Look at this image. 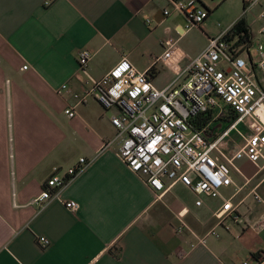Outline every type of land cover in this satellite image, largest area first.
<instances>
[{"label": "crops", "instance_id": "0c3cea01", "mask_svg": "<svg viewBox=\"0 0 264 264\" xmlns=\"http://www.w3.org/2000/svg\"><path fill=\"white\" fill-rule=\"evenodd\" d=\"M243 1L196 0L208 17L186 30L182 13L163 16L167 0H0V264H240L264 248V227L252 225L264 214V159L258 166L236 160L248 178L235 196L247 222L226 231L210 214L218 199L204 197L196 207L177 184L158 196L117 158V141L102 148L116 132L109 112L93 97L79 104L74 97L83 95L84 80L100 79L121 58L148 70L154 86L166 85L173 74L154 60L169 49L193 58L242 14L252 34L258 8L244 11ZM81 49L92 54L84 69ZM68 107L75 117L64 113ZM258 114L264 122V110ZM245 121L237 126L242 135ZM221 122L215 132L227 127ZM239 139L231 131L227 140L241 146ZM80 157L91 162L60 191L75 211L57 200L42 209L30 203ZM232 179L243 182L236 172ZM179 219L189 230L177 231ZM212 228L218 237L207 235Z\"/></svg>", "mask_w": 264, "mask_h": 264}, {"label": "built area", "instance_id": "2783aa9c", "mask_svg": "<svg viewBox=\"0 0 264 264\" xmlns=\"http://www.w3.org/2000/svg\"><path fill=\"white\" fill-rule=\"evenodd\" d=\"M167 2L163 16L168 17L172 11L182 13L186 30L199 28L208 17V10L198 7L196 0ZM244 5V11L258 8V34L264 37V0H244ZM150 21L145 20L148 24ZM225 33L208 38L204 50L193 58H185L178 49L155 58L154 63L162 62L173 74L162 87L151 83L148 70L139 71L121 58L100 79L84 80L83 95L74 97L77 104L87 96L93 97L109 112V122L116 132L102 148L117 141V158L152 192L160 196L177 184L193 194L196 207L203 205L204 197L218 199V206L210 214L216 226L227 231L232 223L244 226L247 222L239 212L242 200H235V196L248 178L239 171L236 160L246 158L258 166L257 161L264 159V122L258 116L264 110V49L257 44L258 58L253 60L247 48L227 41ZM91 58L89 50L81 49L79 68H86ZM61 88L66 89V85ZM74 110L68 107L64 113L73 118L77 115ZM230 116H235L232 122L215 132L214 122ZM244 120L250 123L247 135L237 128ZM231 131L240 135L243 145L228 142ZM90 162L80 157L63 175H51L30 203L42 209L57 200L75 211L77 203L62 200L60 191ZM233 172L242 177L241 185L233 181ZM232 186L233 191L224 195L223 191ZM249 193L260 201L253 190ZM178 223V232L189 230L180 219ZM252 225L264 227V214ZM207 235L218 237L219 233L212 228ZM37 240L41 247L49 244L43 236ZM240 264H264V248Z\"/></svg>", "mask_w": 264, "mask_h": 264}, {"label": "trees", "instance_id": "16d2710c", "mask_svg": "<svg viewBox=\"0 0 264 264\" xmlns=\"http://www.w3.org/2000/svg\"><path fill=\"white\" fill-rule=\"evenodd\" d=\"M244 7L245 5L243 1L242 10ZM246 22L247 21L244 17V14L240 15V17L235 22H233L230 29L226 31L224 38L227 41H233L235 46H241L242 48L248 49L251 43L252 34ZM147 73L149 74L148 71ZM234 118L235 116H230L223 119L227 124H230ZM202 120L207 121L208 116L206 118L204 117Z\"/></svg>", "mask_w": 264, "mask_h": 264}, {"label": "rangeland", "instance_id": "374dc122", "mask_svg": "<svg viewBox=\"0 0 264 264\" xmlns=\"http://www.w3.org/2000/svg\"><path fill=\"white\" fill-rule=\"evenodd\" d=\"M248 15H249V12H248ZM254 16H256V12L254 13ZM249 26V22L247 23ZM258 25L254 24L252 26V38H251V43L248 47V55L250 56L251 59L255 60L258 58V50H257V44H262L263 46V49H264V37L261 36L260 34H258ZM159 79H162V77H160ZM216 114V113H215ZM223 124L222 127H226V123L225 122H221ZM249 126H250V123L248 121H245L243 123V125H241V129L244 131L246 129L249 130ZM242 140V139H241ZM240 139L239 140H236L238 144H241L242 141Z\"/></svg>", "mask_w": 264, "mask_h": 264}]
</instances>
